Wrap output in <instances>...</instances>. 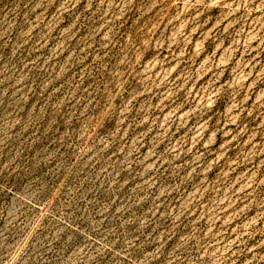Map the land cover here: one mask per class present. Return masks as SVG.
<instances>
[{
    "label": "rangeland",
    "instance_id": "obj_1",
    "mask_svg": "<svg viewBox=\"0 0 264 264\" xmlns=\"http://www.w3.org/2000/svg\"><path fill=\"white\" fill-rule=\"evenodd\" d=\"M0 264H264V0H0Z\"/></svg>",
    "mask_w": 264,
    "mask_h": 264
}]
</instances>
